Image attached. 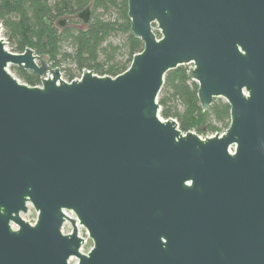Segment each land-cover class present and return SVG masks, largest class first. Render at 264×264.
<instances>
[{
  "label": "water",
  "instance_id": "95a60500",
  "mask_svg": "<svg viewBox=\"0 0 264 264\" xmlns=\"http://www.w3.org/2000/svg\"><path fill=\"white\" fill-rule=\"evenodd\" d=\"M127 6L143 47L114 77L64 81L46 56L8 50L0 24V264H264V0ZM182 65L203 111L229 105L222 133L160 116Z\"/></svg>",
  "mask_w": 264,
  "mask_h": 264
},
{
  "label": "trees",
  "instance_id": "16d2710c",
  "mask_svg": "<svg viewBox=\"0 0 264 264\" xmlns=\"http://www.w3.org/2000/svg\"><path fill=\"white\" fill-rule=\"evenodd\" d=\"M86 8L90 11L87 24L76 26L74 19L79 22L77 15ZM127 11V0H0V24L12 52L21 53L29 47L46 56L52 66L62 62L73 65L78 75L66 68L68 81L84 68L114 77L128 68L133 55L143 47L130 32ZM64 19L68 22L61 26ZM118 36V42L112 41ZM13 69L22 82L40 84L35 73ZM187 70L182 65L166 73L158 95L160 116L174 118L182 132H213L218 129L216 123L226 129L229 105L216 98L203 111L198 103L197 83L187 77Z\"/></svg>",
  "mask_w": 264,
  "mask_h": 264
},
{
  "label": "rangeland",
  "instance_id": "374dc122",
  "mask_svg": "<svg viewBox=\"0 0 264 264\" xmlns=\"http://www.w3.org/2000/svg\"><path fill=\"white\" fill-rule=\"evenodd\" d=\"M75 20L76 19H74V23L76 24V26H82L83 25V22H81L82 20L80 18H79V20H80L79 22H76ZM62 22L66 23L68 21H67V19H64ZM62 24H61V26H62ZM1 37L6 41V48L11 51V46L7 43L6 37L3 34V30L1 32ZM111 39L114 42H118L120 40V37L119 36L118 37H112ZM66 50L69 51L68 48H66ZM12 66L13 65L9 66V71L12 73L13 76H15L16 78H18L16 72L13 69V67H15V66H13V67ZM58 67H60L61 78L64 81H68L67 78H66V76H65L64 70L67 68V69H71L72 71H74L73 65L68 64L66 62H62L61 65L58 66ZM74 72H76V75H78V72L77 71H74ZM80 75L79 76H76L75 78L80 77ZM18 79L20 80V78H18ZM215 125L218 128L216 131H213V132H209V131L208 132H205V131H203L201 134L202 135H209V134H215L216 132L222 133L223 131H225V128H224V126L222 124L216 123ZM194 132H196V131L194 130ZM21 216H22L23 219H25L26 221H30V222H33L36 219V213H35V211L33 210V208L31 206H29L28 213L27 214H24V215H21ZM63 230H64V232H66V231L70 230V228L68 226H65ZM79 231H80L81 234L84 235V238H85V243L82 246V250L81 251L84 252V253H86L90 249L92 243H91V240L88 238L87 233H86V231H85L84 228L79 227ZM69 263L70 264H75L76 263V259L75 258L70 259Z\"/></svg>",
  "mask_w": 264,
  "mask_h": 264
},
{
  "label": "built area",
  "instance_id": "2783aa9c",
  "mask_svg": "<svg viewBox=\"0 0 264 264\" xmlns=\"http://www.w3.org/2000/svg\"><path fill=\"white\" fill-rule=\"evenodd\" d=\"M191 131H193L194 132V130H191ZM216 134V133H215ZM201 138H204V137H209V136H212V135H214V134H209V135H202V134H198ZM229 151L230 152H232L233 151V147L231 146V147H229ZM69 216H71V217H73V218H75L74 217V215L71 213V212H68L67 213ZM24 215V214H23ZM35 221V220H34ZM34 221L33 222H30V221H28L29 223H31V224H33L34 223ZM65 226H68L69 228H70V230H68V231H66V232H64V227ZM79 227H81V226H79L78 225V232H79V235L80 236H82L83 238H84V235L83 234H81L80 233V231H79ZM63 229H62V231L64 232V233H68V232H70L71 231V227H70V224L69 223H64V225H63ZM85 239V238H84ZM80 250H82V248L80 249Z\"/></svg>",
  "mask_w": 264,
  "mask_h": 264
},
{
  "label": "flooded vegetation",
  "instance_id": "af4514ba",
  "mask_svg": "<svg viewBox=\"0 0 264 264\" xmlns=\"http://www.w3.org/2000/svg\"><path fill=\"white\" fill-rule=\"evenodd\" d=\"M188 68V66H186Z\"/></svg>",
  "mask_w": 264,
  "mask_h": 264
}]
</instances>
